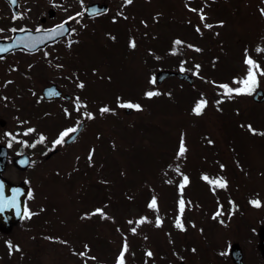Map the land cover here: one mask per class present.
Returning a JSON list of instances; mask_svg holds the SVG:
<instances>
[{
  "label": "rangeland",
  "instance_id": "374dc122",
  "mask_svg": "<svg viewBox=\"0 0 264 264\" xmlns=\"http://www.w3.org/2000/svg\"><path fill=\"white\" fill-rule=\"evenodd\" d=\"M61 1L52 22L70 16L74 21L82 17L73 15L82 13L87 0L83 4L81 0ZM111 1L110 12L102 20L92 23L75 21L76 31L72 38L78 40V44L69 47L57 44L48 48L49 57L39 56L45 58V65L49 64L46 71L42 64H36L34 68L37 73L44 72L42 83L55 82L73 96L75 92L78 93L76 82L85 78L81 65L83 60L87 59L85 65L89 70L95 66L92 62L94 55L102 57L109 53L105 47L116 53L108 58V68L104 64L98 69V72L105 69L110 72L100 74L92 82L90 78L85 80L86 90L87 81L89 89L108 88L106 91L87 93V98L93 102L87 105V111L96 114L94 119L80 117L84 108L81 106L77 115L58 125L56 113L62 120L61 112L65 107L71 109L73 102H56L52 109L47 108L51 111L48 116L44 112L42 115L31 110L27 114L35 116L29 118L23 109L25 101H15L19 106L14 108L10 99L6 102L0 100V118L7 120L6 129L13 133L11 138L15 130L28 127H36L39 135L45 136H49L56 127V134L62 128L74 126L78 117L85 122L86 128L74 144L56 146L58 152L48 160L44 156L53 146L46 150V145L31 150V167L26 172L20 173L8 166L6 175L10 179H25L31 187L27 201L31 214H27L9 233H0V264H115L114 256L122 249L124 233H127L129 242V249L125 253L127 264H156L155 260L161 259V256H170L169 264L180 261L185 264H224L222 259L215 258L214 253H224V248L232 242H238L245 257L249 256L252 248L257 246V234L251 229L257 232V228L264 225V136L260 139L256 137L264 130V119H261L264 118V102L255 104L251 96L247 97L251 94H238V106L235 107L239 114L233 113L232 106L228 104L223 106L226 111L221 107L217 109L216 88L205 78H209L206 72L211 77L226 78L233 68L246 74L249 65L245 63V49L264 68V13L260 11L264 7V0H207L210 2L207 10H203L207 13L203 21L199 12L192 11L188 5L196 9L200 7L189 0H131L130 4L122 0ZM200 2L205 3L203 0ZM233 11L235 14H231ZM232 15L235 19L231 18ZM36 19V13L32 15L29 12L20 24L33 26L37 23ZM221 20L224 23L217 25L216 22ZM186 23L200 25V32L205 38H202V34L201 37L191 36L188 30L192 27L186 26ZM205 23L212 27H204ZM5 26L0 22V27ZM130 32L137 42L135 48L129 45ZM172 38H181L185 43L175 44ZM86 44L90 46L87 48ZM189 44H195L201 50L197 52L188 47ZM82 48L87 49L77 56L74 54L78 52H71ZM173 48L177 50L170 55L169 62H165ZM258 48L261 50L258 51ZM54 52L64 56V59H54ZM153 52L157 55L154 56ZM212 56L218 59L211 60ZM179 64L194 77L191 86L173 80H166L157 87L151 83L155 72L161 67L176 68ZM196 64L202 66L196 69ZM115 73H119L117 78L114 77ZM137 85L140 92L135 91ZM257 86L264 90V75L258 74ZM152 89L158 90L157 100L152 103L142 101L141 110L133 109L130 114H124V107L111 105L110 99L115 95L123 99ZM160 93L162 97L158 98ZM80 95L83 96V92ZM202 95L208 103L202 113L196 114L192 107ZM99 104L111 105L117 113L101 114ZM36 106L41 111V103ZM249 123L258 130L256 133L248 129ZM182 134L187 152L180 158L176 154ZM50 135L47 143L54 136ZM209 140L213 143H208ZM209 144L213 146L207 147ZM261 145L263 151L258 150ZM29 147V143L22 145L15 142L11 151ZM93 147L95 152L89 162L87 156ZM104 148L108 152L104 162L117 161L116 171L113 167L109 169L110 166L106 167L107 171L103 170L100 153L104 154ZM177 164L190 177L184 192V232L177 231L174 223L178 214L176 201L179 193L177 184L171 182L182 179L175 171ZM221 164L225 167L221 168ZM204 172L210 176L227 175L228 187L220 188L218 192L212 191V186L202 179ZM96 187L102 193L94 195ZM119 193L120 197H127L131 201L120 199ZM153 194L159 198L163 219L160 226L155 225V211L146 204ZM101 196L104 200H114L116 209L112 208L111 203L103 206L110 220H100L96 214L83 217L85 212H91L94 205L101 203ZM229 197L236 201V213L231 214L226 208L234 205L233 201L227 203ZM249 197L258 198L262 201L261 205L248 204L246 198ZM118 209L122 211L113 221L112 217ZM43 210L45 213L39 217ZM218 212L219 215H216ZM131 215L132 222L142 215L149 216L150 220L143 224H130L126 219L132 218ZM211 216L219 222H214ZM115 220L121 221L117 224ZM123 220L126 221L123 223ZM234 224L237 228H233ZM133 226L137 227L135 234L130 232ZM9 240L13 242L11 250L6 243ZM85 243L93 247L86 249ZM15 245H19V248H15ZM145 249H151L154 255L147 256ZM81 251L95 259L80 256ZM106 255H111V259L106 260ZM161 263L165 264L164 260Z\"/></svg>",
  "mask_w": 264,
  "mask_h": 264
},
{
  "label": "snow or ice",
  "instance_id": "6c2138e0",
  "mask_svg": "<svg viewBox=\"0 0 264 264\" xmlns=\"http://www.w3.org/2000/svg\"><path fill=\"white\" fill-rule=\"evenodd\" d=\"M12 2L16 3V0H12ZM83 2H84V0H81L82 4H83ZM125 3L126 4L127 3H131V0H125ZM205 3H206V0H205ZM188 7L192 11L199 12V16H200V19L202 21L205 19L207 13H205L202 8L201 9L192 8L191 5H188ZM260 11H261V13H264V7H262L260 9ZM82 14L83 13H76L75 15L80 16ZM20 15H22V14H20ZM157 15H159V14H157ZM16 18H17L16 16H13V19H16ZM67 19L71 20V19H73V17L70 16ZM113 19H115V17H113ZM216 23L217 24H223L224 21L221 20V21H217ZM65 25H66V22L62 21L60 24H57V25L53 26L52 29L45 31L44 38L49 37L52 32H55L57 35H59L60 34L59 30H61V29L67 30ZM204 27L211 28L212 25L208 24V23H205ZM196 28H197L198 32L201 31L200 25H197ZM12 30L15 31V29H12ZM3 31H5V30L4 29H0V32H3ZM21 31H23V29H21ZM37 31H39V26H38ZM71 31L74 32L76 30L73 28V29H71ZM36 39H43V38L31 37L29 42H28V47L29 48L36 47V44L33 42ZM17 40H20V38L17 37ZM21 42H23V41H21ZM71 43L72 42L69 41V46H71ZM174 43L175 44H181V43H185V42L181 41L179 38H176ZM129 45L132 48H135L137 46V42H136L134 37L129 40ZM11 47H12V45H8V48H11ZM188 47L194 48L197 51L201 50L195 44H189ZM5 50H7V48H5V46H3V45H0V51H5ZM176 50L177 49H175V48L171 49V51H173V52H175ZM257 50L260 51L261 49L258 48ZM247 52H248V50L245 49V53H246V55H245V63L247 65H249V67L247 69V73L245 74L243 79H241L240 77H233V80L239 86L233 87L227 82L222 83V84L219 85V87L224 90L225 96H230L233 93H235V94H252L254 92V90H255V87L258 85V74L259 75H264V68H261V66L259 64V61L254 59L251 55L247 54ZM45 54L47 55V53H45ZM29 67H31V65H29ZM58 67H62V65H58ZM195 67H196V69H199L201 67V65L200 64H196ZM93 71H97V69H93ZM196 74L199 75V72H197ZM155 82H156V79L153 76L152 79H151V83L155 84ZM212 83L215 84L217 82L213 81ZM84 84H85L84 81H79L78 82V86L80 88H83ZM49 91H50V94L52 92H54V90H49ZM55 94L59 95V93H55ZM157 94H158V90H147L144 93V95L146 97H149V98L154 96V95H157ZM221 98L223 99V97H221ZM117 103L121 107H129V108H133V109H136V110H141L143 108V105L141 103H139V102H134L133 100H130V99L125 100V99H122L120 97H117ZM207 103H208V100L206 98H204L203 95H202V97L194 103V107H193L192 111L194 113H196V114L202 113L203 110H204V107L207 105ZM217 104H219V101H217ZM81 106L86 107L87 106V101L81 100L79 97H77L76 98V111L77 112H80ZM64 112L69 117L72 115V113L67 108L64 109ZM106 112H115V109L109 107L108 105H102L101 108H100V113L104 114ZM95 115H96L95 113L90 112V111L80 112V117H84V118H87V119H94ZM80 117L77 118V122H76V124L74 126L65 127L58 133L57 138L52 141L53 147H55L56 145L64 144V143H66L67 139L73 138L72 134H74L75 132H77L79 130V128H80V126H81V124L83 122ZM21 123H23V121H21ZM247 127L253 133H256L258 131L257 129L253 128V126L250 123L247 125ZM35 131L36 130L33 127H28L26 129V132H28V133H33ZM7 135L8 136H13V133L12 132H8ZM13 138H15V137H13ZM45 139H46V137L43 134H41L39 136V140L40 141H44ZM208 142L212 143L211 140H209ZM24 143H28V141L25 140ZM94 152H95V148L93 147L89 151V154H88L89 162L92 161V156H93ZM186 152H187V146L185 144L184 136L182 134L181 135V139H180L179 148H178V151H177L176 155H177V157L183 158L185 156ZM169 167H172V165H169ZM220 167L224 168L225 165L221 164ZM175 171L177 172V174L180 177H182V179H179L178 181H172L171 182V183L177 184V191L179 193L178 199L176 201L177 208H178V214L176 215V217L174 219V223H175L177 228H179L181 230H186V225L183 222L182 217H183V215L185 213V208H186V200H185L184 192H185L186 185H188L190 183V177H189V175L187 173L181 171V168H180L179 164H177L175 166ZM202 179L204 181H207L212 186V191H214V192L216 191L217 187L226 188L227 184H228V181L226 180V178L224 176H222V175L221 176H210L207 172L202 173ZM2 188H3V186L0 185V211H3L5 208L10 207L11 206V202H15V199H16L15 196H13L11 198L3 197ZM13 191L14 192H19L20 189H14ZM29 195H31V193H29ZM250 202L252 204H254V205H257V206H260L261 203H262V201L259 200L258 198H254ZM188 203H191V202L188 201ZM147 207L150 208V209H153L155 211V225L156 226H160L163 223V219H162V216L160 215V204H159V198H158L157 195L153 194L151 196V198L147 201ZM221 211H222V208H221ZM25 213L28 214V215L31 214L30 210L27 209V208H25ZM97 213L100 214L103 218H109V213L107 211H105L104 207H96L91 212H85L83 214V217H91L92 215H95ZM19 214L20 213L18 212L17 215H19ZM216 215H219V212ZM149 220H150L149 216L142 215V216L139 217V219L137 221H135V222L129 221V223L130 224H132V223L143 224L145 222H149ZM130 232L135 234L137 232V227H135V226L130 227ZM49 238L50 239H60L59 237H49ZM6 243L8 244V246H9V248L11 250L13 248V242L11 240H9ZM65 243H67V241H65ZM14 247L18 249L19 245H15ZM84 247L87 249L89 246L87 244H85ZM128 249H129V242H128V239H127V233H124L122 249H121V251L119 252V254H118L117 258H116L115 264H127L126 258H125V253L128 251ZM79 255L80 256H86L87 253L85 251H81L79 253ZM146 255L151 257V256L154 255V253L151 251V249H149L147 251ZM92 258L95 259V257H92ZM85 264H86V262H85Z\"/></svg>",
  "mask_w": 264,
  "mask_h": 264
},
{
  "label": "flooded vegetation",
  "instance_id": "af4514ba",
  "mask_svg": "<svg viewBox=\"0 0 264 264\" xmlns=\"http://www.w3.org/2000/svg\"><path fill=\"white\" fill-rule=\"evenodd\" d=\"M116 2L121 0H115ZM124 1V0H122ZM26 3L25 0H17V3L15 6H11L6 0H3V8H5L4 13L8 17L16 16V19L22 18V10L21 8L24 7V4ZM87 4H97V5H106V7L109 9L112 7V1L111 0H87ZM45 20L43 19V22ZM8 34H11L13 30L11 29L10 32L4 31ZM43 52V50H34V51H26L22 49L18 50H12L7 52L4 55L0 56V75L6 79H8L11 84L16 87L15 83H21V87H18V89H21L20 92H13L15 95H20L22 98L20 102L25 101V105L29 104H35V100L38 101V97L42 101L43 98L41 96V89L43 88L42 83V74L37 73L34 68L37 62L43 63V58L39 57L42 55H39ZM31 65V67H29ZM26 84V85H25ZM28 84V85H27ZM30 85V86H29ZM8 99V96H2L0 97V100ZM24 103V102H23ZM52 103V102H49ZM5 126L6 124L3 123ZM256 248L251 250L249 256L245 257V254L243 253V261L244 264H264V257L262 256V251L259 248V242L257 241ZM229 264V263H226ZM232 264V262H230Z\"/></svg>",
  "mask_w": 264,
  "mask_h": 264
},
{
  "label": "water",
  "instance_id": "95a60500",
  "mask_svg": "<svg viewBox=\"0 0 264 264\" xmlns=\"http://www.w3.org/2000/svg\"><path fill=\"white\" fill-rule=\"evenodd\" d=\"M44 40V39H43ZM18 43V42H16ZM168 76H176L178 78H181L183 80H187L189 83H191L192 79L186 75L178 74V73H173L169 71H161L158 72L156 75L157 82L160 83L165 77ZM257 101H261L264 99V95H261L260 92L257 93V95L254 97ZM72 139V138H71ZM69 139V140H71ZM68 140V141H69ZM2 147L0 148V150ZM1 152V151H0ZM5 157L0 153V171L3 169V163H4ZM28 164V159L25 156L19 157L18 159H15V165L17 166H26ZM0 185L3 186L2 192H3V197L6 198H11L13 196L16 197L15 202H11V206L5 208L3 211H0V230L2 231H8L11 227V225L17 221L23 213V207H24V198L27 194L28 187L26 185H12L9 184L6 180H4L0 176ZM14 189H20L19 192H14ZM20 213L17 215V213ZM261 240L263 241V237L261 236ZM235 261L238 260L240 261V257H234Z\"/></svg>",
  "mask_w": 264,
  "mask_h": 264
},
{
  "label": "trees",
  "instance_id": "16d2710c",
  "mask_svg": "<svg viewBox=\"0 0 264 264\" xmlns=\"http://www.w3.org/2000/svg\"><path fill=\"white\" fill-rule=\"evenodd\" d=\"M104 202L107 203V200L103 201V203H104ZM136 206H137V204L135 203V204H134V207L136 208ZM131 211H132V210H131ZM131 216H132V215H131Z\"/></svg>",
  "mask_w": 264,
  "mask_h": 264
}]
</instances>
